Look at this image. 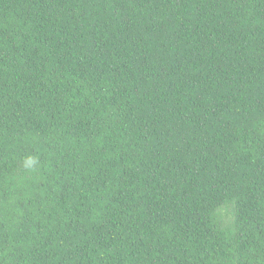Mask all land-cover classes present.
Masks as SVG:
<instances>
[{
    "label": "trees",
    "instance_id": "16d2710c",
    "mask_svg": "<svg viewBox=\"0 0 264 264\" xmlns=\"http://www.w3.org/2000/svg\"><path fill=\"white\" fill-rule=\"evenodd\" d=\"M0 264H264V0H0Z\"/></svg>",
    "mask_w": 264,
    "mask_h": 264
}]
</instances>
